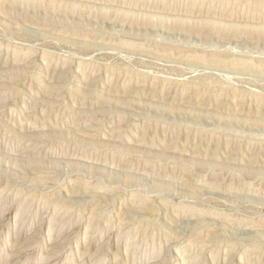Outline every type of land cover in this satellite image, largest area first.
Listing matches in <instances>:
<instances>
[{
  "label": "rangeland",
  "instance_id": "rangeland-1",
  "mask_svg": "<svg viewBox=\"0 0 264 264\" xmlns=\"http://www.w3.org/2000/svg\"><path fill=\"white\" fill-rule=\"evenodd\" d=\"M0 264H264V0H0Z\"/></svg>",
  "mask_w": 264,
  "mask_h": 264
}]
</instances>
